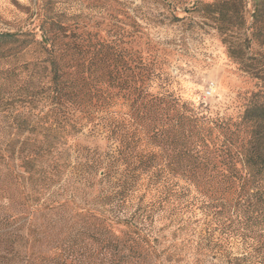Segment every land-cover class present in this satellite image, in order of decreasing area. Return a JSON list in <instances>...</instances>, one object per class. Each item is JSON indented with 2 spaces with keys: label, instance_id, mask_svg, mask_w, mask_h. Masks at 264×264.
I'll return each mask as SVG.
<instances>
[{
  "label": "trees",
  "instance_id": "16d2710c",
  "mask_svg": "<svg viewBox=\"0 0 264 264\" xmlns=\"http://www.w3.org/2000/svg\"><path fill=\"white\" fill-rule=\"evenodd\" d=\"M250 1L249 18L248 0L194 5L258 82L233 113L184 101L170 72L118 40L0 32V91L26 100L7 116L13 137H0V264H165L153 227L177 209L251 240L235 264H264V0ZM34 46L42 57L27 61ZM89 124L117 145L98 171L107 189L93 207L48 203Z\"/></svg>",
  "mask_w": 264,
  "mask_h": 264
},
{
  "label": "rangeland",
  "instance_id": "374dc122",
  "mask_svg": "<svg viewBox=\"0 0 264 264\" xmlns=\"http://www.w3.org/2000/svg\"><path fill=\"white\" fill-rule=\"evenodd\" d=\"M196 2L0 0V32H33L37 40L46 34L64 42L85 41L84 46L92 47L97 41L118 40L147 63L170 72L174 78L170 89L184 101L202 104L215 113H233L240 109L241 98L256 90L258 82L229 57L213 21L194 9ZM248 2L247 18L252 14V3ZM40 50L32 47L27 61L42 57ZM23 105L26 100L19 94L0 91V137L5 141L14 135L7 116L23 113ZM19 147L11 153L12 165L18 161ZM116 149L117 145L107 140L103 124H89L75 138L62 188L49 192L48 203L73 198L81 207L95 206L96 191L107 189L100 183L103 174L98 173L99 167ZM153 232L159 249L165 251V264H235L251 252L253 244L203 212L184 215L178 209L167 211L157 219Z\"/></svg>",
  "mask_w": 264,
  "mask_h": 264
}]
</instances>
